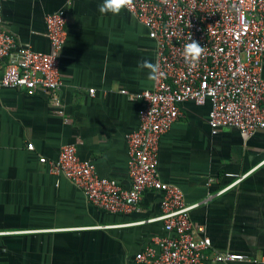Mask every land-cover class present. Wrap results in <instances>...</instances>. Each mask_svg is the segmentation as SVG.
I'll return each instance as SVG.
<instances>
[{"label":"crops","instance_id":"crops-1","mask_svg":"<svg viewBox=\"0 0 264 264\" xmlns=\"http://www.w3.org/2000/svg\"><path fill=\"white\" fill-rule=\"evenodd\" d=\"M102 2L1 0L3 28L35 51H51L49 13L66 9L69 20L58 90L0 88V264H148L137 253L172 235L164 221L152 220L161 213V191L148 189L137 209L113 213L40 161L57 160L73 144L100 176L131 187L128 136L139 128L145 102L129 97L154 87L138 64L157 62V43L127 8L101 14ZM210 108L182 104V116L160 140L159 176L187 203H200L191 220L204 226L198 237L211 239L204 264H255L216 260L225 253L264 264V129L247 137L230 127L213 134Z\"/></svg>","mask_w":264,"mask_h":264},{"label":"built area","instance_id":"built-area-1","mask_svg":"<svg viewBox=\"0 0 264 264\" xmlns=\"http://www.w3.org/2000/svg\"><path fill=\"white\" fill-rule=\"evenodd\" d=\"M129 11L149 28L157 43L156 63L164 73L152 89L134 95L145 105L139 128L128 136L131 187L100 176L95 164L81 159L73 144L64 145L57 160L42 157L40 161L78 184L95 205L113 213L137 209L148 189L161 191V213L152 220L164 221L172 235L156 237L136 259L148 264H204L211 239L198 237L204 226L195 228L191 220V211L200 203H187L179 187L160 178V140L182 116L186 101L210 103L213 134L230 127L247 137L264 129V0H134ZM68 20L66 9L49 13L51 51H35L18 45L3 28L0 0V88H22L29 93L58 90ZM190 37L205 48L195 65L186 63L182 55ZM94 91L90 89L89 94ZM216 260L263 264L240 253L217 255Z\"/></svg>","mask_w":264,"mask_h":264},{"label":"clouds","instance_id":"clouds-1","mask_svg":"<svg viewBox=\"0 0 264 264\" xmlns=\"http://www.w3.org/2000/svg\"><path fill=\"white\" fill-rule=\"evenodd\" d=\"M133 7L134 0H103V2L98 5V10L101 14L111 13L113 15H119L123 9L127 8L131 10ZM189 39L190 42L184 46L182 55L186 63L195 65L204 54L205 48L201 46L198 41L191 39V37ZM139 70H147L148 79L153 81L158 80L164 75L158 63L147 60L138 64V71ZM145 97L147 98V95ZM129 99L134 102L136 97L133 95L130 96Z\"/></svg>","mask_w":264,"mask_h":264}]
</instances>
